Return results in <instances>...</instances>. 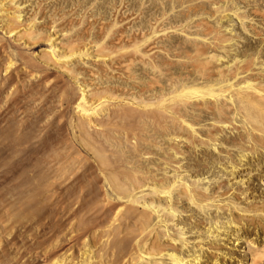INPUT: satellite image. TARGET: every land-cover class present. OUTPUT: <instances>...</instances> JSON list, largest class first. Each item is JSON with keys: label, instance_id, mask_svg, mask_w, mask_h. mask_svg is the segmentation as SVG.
I'll return each mask as SVG.
<instances>
[{"label": "bare ground", "instance_id": "1", "mask_svg": "<svg viewBox=\"0 0 264 264\" xmlns=\"http://www.w3.org/2000/svg\"><path fill=\"white\" fill-rule=\"evenodd\" d=\"M27 1L0 0V264H264V194L256 197L249 188L233 184L208 188L197 176L186 181L190 175L186 178L188 172L175 160L179 148L176 152L172 142L175 128L187 123L178 116L182 103L169 105L168 99L150 95L148 100L127 83L136 62L153 61L159 50L155 38L135 45L134 33L128 36L124 28L105 31L103 24H86L72 11L58 15L44 0ZM95 29L102 38L91 36L92 41ZM128 37L135 47L130 48L133 41L125 44ZM41 43L49 48L31 51ZM222 69L217 71L220 79ZM240 69L233 71L234 79L245 78ZM247 81L225 94L227 102H235L234 108L247 103L245 109L249 104L262 113L263 83L259 88ZM225 100L204 103L223 113L229 109ZM238 109L235 114L244 111ZM186 127L197 131L189 122ZM161 137L171 147L164 149ZM150 147H162L168 154L159 156L161 166L151 160ZM232 160L221 158L220 164L236 177L243 160ZM186 199L218 213L208 212L211 218L203 226L193 220L188 231L195 230L194 239L176 219L178 203Z\"/></svg>", "mask_w": 264, "mask_h": 264}, {"label": "rangeland", "instance_id": "2", "mask_svg": "<svg viewBox=\"0 0 264 264\" xmlns=\"http://www.w3.org/2000/svg\"><path fill=\"white\" fill-rule=\"evenodd\" d=\"M37 1L39 0H28L25 4H30V3L33 4L34 2H35L34 4H37ZM44 1H45L46 7L48 8L50 7V9L52 8V10L58 13V15L60 14L65 15L67 13L66 14L67 16L68 14L72 12H74L76 16L88 15L86 16V18L85 16L84 17L80 16L79 18H84L83 20L85 21L86 24L91 23L95 25V24L101 23L103 24L105 31L106 29H108V27L110 28V26H113L112 27L113 29L116 27L118 28V30L124 28L125 31H127L126 33H128L127 35L130 37H131V34L133 35V33L134 35H136L137 33L139 36L142 34L140 36L141 38L138 37L137 35L136 37L134 35L132 36L133 40L137 42L135 45L137 44L139 45L143 41L142 38L149 39V41L147 40V42H151L150 40L155 38L152 41L156 40L157 42L156 41L155 42L157 43V45H159V50L156 52L157 55L156 53L155 55H153L154 57L152 58L153 61L150 60L151 58L149 60H143V62L144 63L146 62V64H143L142 61H138L136 62V64L134 63L135 65L131 67L130 72L132 71L131 75L134 74L136 76L133 75L129 77L130 79L128 80L129 82L127 83L129 86L133 87V89H135L136 91L140 90L137 92H140V94L142 93V96H145V97L147 96L146 99L148 100H149L148 96L150 95L149 97L151 96L154 97L153 98L154 100H155V97L156 99L157 97L160 99L161 97L162 99H165V98L168 99V102L170 101L169 105H172L171 104L172 102L176 103L174 101H177L176 104L178 105L182 103L180 105L181 108L179 109V111L181 112L178 111L180 113L178 116L181 118V121L183 119L187 123L189 122L193 124L197 130L196 131L197 134L192 133L189 127H186L187 123L183 121L182 123H185L186 125L181 123L183 126L180 125L181 127L178 126L175 128L176 130H174L176 133L174 136V141L172 142L176 147L174 146L173 147L175 148L176 152L179 150L178 151L179 154L177 152L176 154L177 156L175 157V160L180 159L179 160L180 162L177 161V163L180 164V167L182 170L184 171L186 170L188 172L186 178L189 177L190 175V177L186 179V181L188 180V182H190L192 179H194V176L195 177L197 176L196 178L199 177L201 181V183L199 184L205 187H208V188L213 187L215 185L218 186V184L219 185L227 184L226 186L233 184L232 186L234 187L236 186L238 189L244 188V187L249 188L250 189L249 191L252 192L251 194L255 195L256 197H259L258 195H260V197L263 196L264 194V180H263L264 179L263 178L264 177L263 175L264 174V146H263L264 145L263 144L264 143V140H263L264 139V136H263L264 126L263 124L264 123L262 122L263 121L262 118H264V116H262V113L264 115V111L262 113L258 112L259 109L258 108L256 109L255 107V110H257V112L259 113V114L257 113V115H260V116H257V115L254 116L255 110L252 107V105L250 106L248 104V106L251 107L249 111L253 110L252 112H254L250 114V112L248 111V106H246L247 108L245 109V105H247V103L246 104L244 103L245 105L242 103L244 107H242L243 106L242 104L240 106L242 108L241 110L246 111L244 113V111H241L240 109H238L240 108V106L238 108H234L235 106L237 107L238 105L233 100L231 101H233L234 103H231L229 101L231 104L230 103L228 104L227 101L229 100V98H226L227 95L225 94L229 93L228 96H230L231 94L235 93L234 91H236L240 85H241V88L243 84L246 85V83L244 82H246L247 80L250 81L249 83H251L252 85L254 84V86L255 85L257 87L260 86L259 88H261L260 83L261 84L263 83L262 87L264 86V75H263L264 74V71H263L264 70V0H74V1L73 0H44ZM74 4H76L77 6ZM72 9H75V10H72ZM125 14H127V16ZM87 17H89V19H87ZM86 19H87V22H86ZM113 24H116V25H113ZM83 27H84V23H83ZM98 33L99 32L98 31L96 32V29L93 30V32H91V35L89 36V39L97 40L98 38L100 39V37L102 38V33L101 32L99 34ZM93 34H94V37H93ZM91 36H92V39H91ZM130 37H128V39ZM132 38H130L129 41H126L125 44L126 43L129 44V42L132 43L131 42L133 41ZM228 39L232 41L230 42ZM134 41L132 43L133 45L130 44V48H132L131 46H134V43H135ZM222 46L223 47L225 46V47L223 48ZM45 47L49 48V45L41 43L40 45H37L36 47L32 48L31 51L38 53L42 48H45ZM147 61L149 62L148 64H147ZM234 61H235V64H234ZM204 64H205L206 69L204 68ZM224 65L226 68L224 67ZM228 65L231 67H229ZM257 65H258V68H257ZM154 67H157L156 70ZM216 67L218 68V70H216L217 69ZM239 67L242 69L243 72L246 71L248 73L245 72L244 74L245 78L242 76H239V77H236V79H234V77L232 76L234 75L233 71L235 72L239 71L240 69ZM133 68L134 70H132ZM219 69L224 70L222 71L223 72L222 74H224L225 76L223 75L224 77H221V79L219 78L220 76H222L220 75L221 72L219 71ZM217 71H219L220 73ZM225 71L227 73H225ZM231 71L233 72V74ZM201 72L203 74L199 75ZM249 72H252V73L249 74ZM135 77H137L138 79H136ZM248 77H250L249 78L250 80L248 79ZM133 78H134V82H132ZM223 79L225 80V82ZM137 80L140 82V84L138 82L139 85L136 82ZM219 80L221 81L223 80V82L226 84L222 85L221 83L223 82L220 83ZM227 81H229V84ZM231 81L233 82L232 84H230ZM129 83H131V85ZM218 83L221 84L222 86L218 85ZM208 84L211 87L207 86ZM228 85L232 87L229 88ZM194 86L197 89H195ZM220 86H221L220 88L221 90L219 89ZM224 86L225 87L228 86L229 90L230 91L232 90V92L230 91L228 92V89L225 90ZM136 87L139 89H137ZM173 87H174V91L172 92ZM244 87L245 86H243V88ZM192 88L194 89L192 90ZM222 88L224 89V91H226V93L222 91ZM218 92H219V95H217ZM150 93H152V95ZM218 98H219V102H223V100L226 99L225 105L229 106L228 107L229 109L227 108L228 110H225L227 112L225 111L223 113L221 112L222 114L219 112L220 113L219 114L218 111L211 110V108L210 109L208 108L209 109L208 111V109L205 107L206 101L208 103L207 105L212 106L210 104H214L215 101L218 100ZM181 100H183L185 103ZM165 101L167 100H164V103ZM165 104H168V103L166 102ZM215 104L217 105L218 103L216 102ZM184 105L186 107H184ZM237 109L239 110V112L240 111L241 112L238 114H235V112H237L235 110ZM230 110L234 112L233 116ZM213 112L215 114H213ZM246 113L247 115H245ZM231 116L233 118H231ZM223 117H225L226 119ZM241 117L243 118L241 119ZM245 117L246 118L250 117L248 119L249 120L252 119V121L248 122L249 121L248 119H246L247 120L246 121L244 119ZM255 118H257L258 121ZM222 119L224 120V122H222L223 121ZM227 119L228 120L232 119V121L231 120L228 121ZM259 119L261 122L259 121ZM219 121L223 125H220ZM253 121L256 122L255 123L256 128L260 127L259 128L260 130L261 128L263 129L261 130L263 134L259 132L260 131L259 129L257 130L256 128L252 127ZM226 123H228L229 125H227ZM234 123L236 124L232 125ZM211 126L213 128H210ZM214 126H216V128ZM248 126H250V128ZM187 128H188V132H187ZM211 129H214V130H211ZM251 129H254L253 130L254 132ZM212 131L214 132V134L216 132L219 133V135L218 134H216L218 136L214 135L213 133H211ZM248 133H252V134H248ZM220 134L222 136H220ZM209 135H211V137L214 136L213 140H211L212 138H209L210 137ZM186 136L187 138H185ZM215 136L217 138H215ZM223 137H226V138L223 139ZM259 137L262 138L263 141L260 140ZM229 138L233 139L234 141L236 140V141L232 142L231 140H229ZM205 139L208 141H206ZM166 140L167 139H164V138H162V140L160 139V142L164 149H167L165 147H167L170 143ZM251 140H256L257 142L256 141L253 142ZM202 142H205V143H202ZM236 142L238 143V145ZM214 143L215 144L217 143L216 146ZM170 145L169 147H171ZM161 148L150 147V149L153 150V152L151 153L152 155L150 154V156H153L151 160H153L155 164L157 163L160 164V166L162 162L161 160L158 159V158H161L159 156L168 155L167 153H165V150ZM231 155L233 158L230 157ZM240 155H242L244 158L242 159V156L240 157ZM220 156H227L228 159L230 158V161L231 159H233L232 162L230 163L234 162L235 164L238 163L239 161H240L239 162L240 164L241 161L243 160L241 165H239L240 169L238 168L237 170L238 172L236 171V177L226 173V171L222 167L223 163L221 162L222 164H220V160L221 158H223V162L224 160L226 162L228 161V159L227 157L225 159L224 157H220ZM237 158H238V161L236 162L235 160ZM239 158H241L242 160H240ZM239 179L242 181V183L240 182ZM243 181H245V184ZM186 200H184L181 203L179 202L178 203L179 207L177 206L178 204H176L177 211L179 209L183 210V211H180V210L178 211V215L176 216V219L178 220L180 225L183 224V226L185 227V230L187 231L188 237L190 239L192 238L194 239V236L196 235L194 234L195 230H193V232L188 231V229H190V226L192 227V224L194 223L193 220L196 218L199 219L200 223L203 226L206 224L205 222L209 223L207 220L211 218L210 217L211 215L208 214V212H212V215L213 214L216 215L218 213H217V210L213 208L211 210H207L204 207L200 208V207L195 206V204L191 203L189 200L187 201ZM206 214L208 215V217ZM206 226H208V224ZM185 252L187 253V251Z\"/></svg>", "mask_w": 264, "mask_h": 264}]
</instances>
